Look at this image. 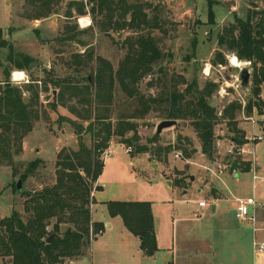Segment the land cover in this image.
I'll use <instances>...</instances> for the list:
<instances>
[{"label":"rangeland","instance_id":"obj_1","mask_svg":"<svg viewBox=\"0 0 264 264\" xmlns=\"http://www.w3.org/2000/svg\"><path fill=\"white\" fill-rule=\"evenodd\" d=\"M71 2L84 3L86 15H78L76 7H73L72 18H67ZM126 2L146 5L150 25L137 30L129 27L119 30L109 27L103 29V17L97 11H92L93 5L89 0H61L51 13L39 19H36L31 7L26 6L25 0H0V31L6 45L0 47V85L9 81L14 87H27L28 84L16 85L11 81L14 72H24L31 84L39 81L40 103L44 111L43 119L35 124L34 130L22 142L13 140L10 157H0V220L10 217L14 211L25 219L30 216L26 211L29 199L26 195H33L55 185L57 161L62 150L77 152L81 144L94 150L101 143V139L96 136L98 126L90 129L89 122L76 119L68 108L52 111L53 93L51 90L44 93L40 81L89 76L99 67V58L109 62L117 71L127 54L126 40L142 35L150 36L161 49L163 60L156 66L154 73L140 83L141 95L155 99L168 92L167 89L184 91L186 85L182 84V79L188 84L196 81L201 91L208 84L217 85L218 88L208 100L220 119L215 128L216 152L213 159L201 153V143L190 121L180 122L178 128L166 130L160 136L156 144L160 149L170 151L166 156V163H159L150 154L138 151L137 146L152 149L156 147V144L149 142L162 122L157 112L143 120L134 121L137 135L129 132L124 137L113 136L106 148L98 150L100 162L104 161L105 153L110 149L117 153L131 148L132 152L128 155L137 160L141 168L146 169L147 175L148 172L151 173L153 166H160L167 172L166 179L172 183V187L178 178L174 175V170L178 169L184 174L187 188H170L160 172L154 170L150 181H140L131 190V194L136 192V195H131L134 197L132 200L113 201L151 203L163 248L157 260H153L142 251L139 240L122 228L121 221L114 225L112 231H108V209L106 205L99 203L104 197L99 193L101 187L98 181L93 182L89 204L93 224L90 228L91 245L84 251L82 258L67 264H164L173 260V245L174 258L177 257L178 264H255L253 225L236 218L235 203L237 199L247 201L254 197L258 202L264 203V140L259 143L256 151L259 166L257 182L253 179L252 171L235 179L228 174L233 171L224 168L237 161L225 154L227 144L235 137L232 132L234 124L239 129H245V117L260 115L255 108L250 113L247 111L249 102L255 100L251 78L249 85L241 92L246 105L237 96L222 99L218 94L222 83L225 80L232 81V77L239 73L229 66L228 59L234 54L224 52L225 69L214 62L220 51L217 38L223 28L234 21V15L245 18L248 12L264 9V0H212L215 16L213 24L210 22L207 0ZM129 18L130 16L128 20ZM82 19L87 20L85 26L80 24ZM11 54L18 62L25 64H22L24 70L13 68L8 73ZM76 56L79 57L80 66L75 63ZM26 58L32 63L27 65L24 62ZM206 64L213 66L210 78L203 74ZM76 69H80V72H76ZM30 96L26 92L25 100L28 101ZM261 100L264 101V87ZM128 103L126 96L116 86L112 107L114 111L109 113L114 127L122 119L121 115L131 114L132 109L128 107ZM231 105L239 106L234 111V120L224 114L225 108ZM99 108L102 114L103 109ZM62 117L69 121H61ZM260 118L264 120V110ZM128 141L133 144L129 145ZM188 144L191 146L190 151L195 148L200 150L190 159L185 158L181 150ZM177 154L180 155L178 159ZM35 162L40 163L37 169L21 182L20 178ZM221 168L225 174L220 176L218 172ZM83 176L85 177L84 174ZM201 180L208 183L206 188L199 183ZM19 182L22 183V191L17 189ZM210 188L218 191V200ZM202 201L208 203L205 209H200L199 203ZM214 204H217L216 213L212 210ZM96 223L101 224L98 231L94 225ZM53 226H49V232L53 231ZM257 228L260 230L259 240L264 241V231H261L264 230V208L259 213ZM65 229V226L62 227V231ZM177 242L181 248L178 253ZM11 261L9 257L0 254V264H11Z\"/></svg>","mask_w":264,"mask_h":264},{"label":"trees","instance_id":"obj_2","mask_svg":"<svg viewBox=\"0 0 264 264\" xmlns=\"http://www.w3.org/2000/svg\"><path fill=\"white\" fill-rule=\"evenodd\" d=\"M60 1L25 0V4L31 7L36 19H39L51 13ZM207 2L210 22L213 24L215 16L212 0ZM89 3L93 5L92 11L102 15L103 29L109 27L119 30L129 27L137 30L150 25L146 5L129 4L126 0H89ZM73 7H76L78 15H86L84 3L71 2L67 18H72ZM233 20L218 35L220 51L216 54L214 63L226 64L224 52L234 54L241 61L252 63L251 83L255 100L249 102L247 111L250 113L255 108L262 116L264 9L248 12L245 18L234 15ZM126 42L127 54L117 71L109 62L99 58V67L89 76L81 79L40 81L44 93L50 90L53 93L52 111L58 112L68 108L69 113L76 119L89 122L90 129L98 126L96 136L101 139V143L94 150L84 144L80 145L77 152L62 150L58 156L55 185L33 195H26L29 198L26 211L30 216L25 219L14 211L10 217L0 220V254L9 257L11 264H67L84 256V251L90 247L92 241L90 228L93 224L89 210L92 183L98 181L103 170L98 150L106 148L113 136L124 137L129 132H135L137 135V125L134 121L143 120L155 112L160 114L161 121H176L175 128H178L180 122L190 121L201 143V153L213 159L216 152L215 128L220 119L208 100L218 86L208 84L201 91L196 81L188 84L182 79L180 81L186 85L184 91L167 89L168 92L158 98H146L141 95L139 86L162 62L161 49L150 36L128 38ZM5 46L0 31V47ZM78 61L79 57L76 56L75 63L80 66ZM24 62L27 65L32 63L29 58ZM8 63L11 64L7 69L8 73H11L13 68L24 70L25 64L18 62L13 54L9 56ZM70 66L73 67V64ZM76 72H80V69H76ZM160 72L163 73L161 70ZM38 82L35 81L27 87H14L9 81L0 85V157H10L13 140L22 142L34 130L35 124L43 119ZM116 86L126 96L128 107L132 111L131 114L121 115L122 119L114 127L109 113L114 111L112 107ZM26 92L31 94L28 101H25ZM99 107L103 109L102 114L98 110ZM238 108L237 105L225 108V116L234 120V111ZM62 120L69 121L65 117H62ZM232 132L235 136L232 140L240 145L245 143L244 132L236 123ZM159 140L160 136L155 135L149 143L156 144ZM128 142L129 145L133 144L132 141ZM190 147L188 144L181 149L187 159L199 151V148L190 151ZM137 150L150 154L160 162H166V156L170 153L169 150L160 149L157 144L153 149L137 146ZM234 163L238 164V161L230 163L231 171L234 170ZM39 164L32 163L28 172L20 178L21 182L27 175L32 174ZM105 205L110 217L121 218L128 231L140 238L141 249L147 256L152 257L159 251L151 203L127 201L109 202ZM52 224L53 231L49 232L48 228ZM94 225L96 231L101 227V224ZM64 226L66 229L62 231ZM50 238L52 239L48 242Z\"/></svg>","mask_w":264,"mask_h":264},{"label":"crops","instance_id":"obj_3","mask_svg":"<svg viewBox=\"0 0 264 264\" xmlns=\"http://www.w3.org/2000/svg\"><path fill=\"white\" fill-rule=\"evenodd\" d=\"M247 127H248V125H247ZM163 133L161 135H163ZM155 135H156V133H155ZM258 145H259V143L254 148L255 166L252 163L253 159L250 157H246L244 159H237L239 169L237 171L233 170V172L228 173V174H230L231 176H234L235 179H240L243 177L244 173L251 172V171L253 173V168L255 167L256 173L259 177V166H258L257 154H256ZM199 152H200V150H199ZM158 162L159 163H166V162H160V161H158ZM139 167L141 168L142 166L138 165V161L133 160L125 151L124 152L118 151L116 153V155H114L113 157L104 159L103 170H102V173L98 179V185L101 187V191L99 193H101L104 198L99 203L105 205L106 203L113 202V201H120L122 199L132 200L134 197L131 195H136V192L134 194H131V193H133V192H131V190H133L134 186H138L140 181H145V182L150 181L151 173H153L154 170L156 172H160V174L162 175V178L164 179V181L167 182V184L170 188H174L175 186L180 188L181 190H185L187 188L184 174H182V171H180L178 169H177L178 171L174 170V172H175L174 175L177 176L178 178L176 180L175 185L171 187L172 183L166 179L167 172L162 170L160 168V166H158V167H156V165L153 166L151 168L152 170L150 171L151 173L148 172V175L146 173V169H143V168L139 169ZM222 174H225V173H222ZM199 183L200 184L202 183V185H204L205 188L207 187L206 185H208V183L205 180L204 181L201 180ZM210 189H212V192L214 193L216 199L218 200V198H219L217 196L218 191L215 188H210ZM184 192L186 193V191H184ZM130 196L132 198H130ZM205 208L200 207V209H205ZM212 210L214 213L217 212V204L212 205ZM107 213H108V211H107ZM107 216H108L107 218L110 220V223H106V228L108 229V231H112L114 229V225L120 224V221H121V224H122L121 226L127 232V234L134 236L125 227L121 218H112V217H110L109 214ZM154 227H155V234H156L157 245H158L159 251L154 256H152L150 259H153V260L156 259L157 260L159 254L161 253V251H163L162 250L163 248H162V240H161L160 235L156 229L155 222H154ZM261 231H264V230H261ZM258 233H257V237H258ZM135 238H137L139 240V243L141 244L140 238H138L136 236H135ZM176 249H177L176 253H178V251L181 249L179 246V242L176 243ZM172 254H173V256H172L173 260L165 262L164 264H178V259H176L177 257L174 258L175 257V246L174 245H173V249H172ZM261 259H260V263H258V264H264V257ZM255 264H257V263L255 262Z\"/></svg>","mask_w":264,"mask_h":264},{"label":"built area","instance_id":"obj_4","mask_svg":"<svg viewBox=\"0 0 264 264\" xmlns=\"http://www.w3.org/2000/svg\"><path fill=\"white\" fill-rule=\"evenodd\" d=\"M80 24L81 26H83L81 21H80ZM233 59H236L237 61H239L238 66L232 64ZM228 62H229V66L231 68L238 70L239 73L236 76L232 77V81L225 80L224 83H222V85L220 86L218 94L222 99H229L232 96L233 97L237 96L245 104V99L241 95V92H243L246 86L243 85V82L241 79V73L243 70H248L250 73V71H252V63L249 61H241L235 55L230 57L228 59ZM219 67L221 69L227 68V66H224V65H219ZM212 68L213 66L211 64L205 65L203 74L206 78L211 77ZM21 73L23 74L22 79L21 80L16 79L15 75L21 74ZM11 81L13 84H16V85H21V84L30 85L31 84L29 78L26 76L24 72H14L12 74ZM231 90H233V92H231ZM221 114H222V111L220 113V116ZM260 117L261 116L245 117L246 124L248 125L246 129H242L245 134V143L240 145L235 140H230L226 147L225 154L227 157H231L236 160L244 159L246 157H251L253 159L252 163L255 166L254 148L258 143L264 140V120L261 119ZM220 142L221 141H219V143ZM125 152L127 154H130L132 152V149L131 148L126 149ZM114 155H116V152L110 149L105 153V159L113 157ZM178 158H180L179 154L176 155V159ZM229 166H225L224 170L229 168ZM224 170H222L221 168V170L218 172L220 176L224 172ZM253 179L255 182L259 180L255 167L253 168ZM199 206L201 208H205V207H208V203L202 201L199 203ZM263 208H264V203L258 202L255 197L250 198L247 201L237 199L235 203L236 218L241 222H247L253 225V230H254L253 253H254L255 262L257 264L260 263V259L264 257V241L259 240V238L257 237V233L260 231L257 228L258 217H259L260 211ZM91 235L93 237V231Z\"/></svg>","mask_w":264,"mask_h":264},{"label":"water","instance_id":"obj_5","mask_svg":"<svg viewBox=\"0 0 264 264\" xmlns=\"http://www.w3.org/2000/svg\"><path fill=\"white\" fill-rule=\"evenodd\" d=\"M250 78H251V75L249 73L248 70H243L242 73H241V79H242V82H243V85L244 86H248L249 83H250ZM26 101V100H25ZM177 126V122L176 121H162L158 126H157V129H156V135L157 136H160L164 131L166 130H169V129H172L174 127ZM232 168L237 171L239 169L238 167V164L237 163H234L232 165ZM238 176V175H237ZM193 181H194V177L191 178ZM17 189L19 191H22V183L19 182L18 185H17ZM52 238L48 239V242L51 241Z\"/></svg>","mask_w":264,"mask_h":264},{"label":"bare ground","instance_id":"obj_6","mask_svg":"<svg viewBox=\"0 0 264 264\" xmlns=\"http://www.w3.org/2000/svg\"><path fill=\"white\" fill-rule=\"evenodd\" d=\"M86 21H87V20H83V19H82L81 22H82V25H83V26H85V24H87ZM232 64L238 66V65H239V61H237L236 59H233V60H232ZM15 77H16V79H20V80H21L22 77H23V74H22V73H21V74H17V75H15Z\"/></svg>","mask_w":264,"mask_h":264}]
</instances>
